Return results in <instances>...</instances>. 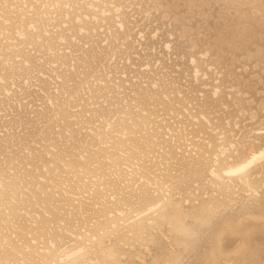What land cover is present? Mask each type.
Segmentation results:
<instances>
[{"label":"bare ground","instance_id":"1","mask_svg":"<svg viewBox=\"0 0 264 264\" xmlns=\"http://www.w3.org/2000/svg\"><path fill=\"white\" fill-rule=\"evenodd\" d=\"M0 264H264V0H0Z\"/></svg>","mask_w":264,"mask_h":264}]
</instances>
